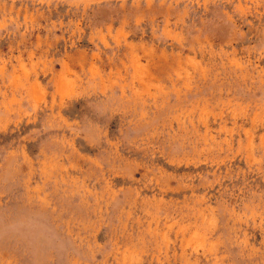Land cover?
<instances>
[{
  "label": "rangeland",
  "instance_id": "1",
  "mask_svg": "<svg viewBox=\"0 0 264 264\" xmlns=\"http://www.w3.org/2000/svg\"><path fill=\"white\" fill-rule=\"evenodd\" d=\"M0 264H264V0H0Z\"/></svg>",
  "mask_w": 264,
  "mask_h": 264
}]
</instances>
